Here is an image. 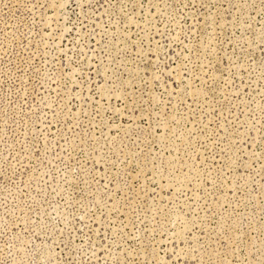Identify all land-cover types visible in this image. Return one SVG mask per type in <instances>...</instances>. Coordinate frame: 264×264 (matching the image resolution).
I'll return each mask as SVG.
<instances>
[{
	"label": "rangeland",
	"instance_id": "rangeland-1",
	"mask_svg": "<svg viewBox=\"0 0 264 264\" xmlns=\"http://www.w3.org/2000/svg\"><path fill=\"white\" fill-rule=\"evenodd\" d=\"M0 264H264V0H0Z\"/></svg>",
	"mask_w": 264,
	"mask_h": 264
}]
</instances>
